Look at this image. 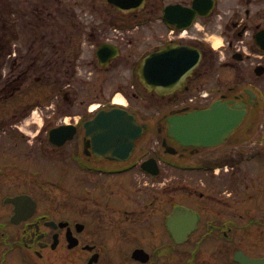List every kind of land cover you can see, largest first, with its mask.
Listing matches in <instances>:
<instances>
[{
    "label": "flooded vegetation",
    "instance_id": "flooded-vegetation-1",
    "mask_svg": "<svg viewBox=\"0 0 264 264\" xmlns=\"http://www.w3.org/2000/svg\"><path fill=\"white\" fill-rule=\"evenodd\" d=\"M4 3L0 264H264V0H147L129 12L106 0ZM84 3L108 11L87 18L76 11ZM155 14L156 28L146 27ZM108 43L115 50L97 56ZM163 49H173L159 63L168 82L126 83L124 106L147 126L129 156L92 141L89 102L66 121L80 66L135 70ZM143 101L155 104L152 125L134 105ZM216 103L233 115L212 111L220 141L184 144L170 133V118ZM34 107L39 125L27 124ZM62 124L75 126L62 134L72 138L56 145L49 134Z\"/></svg>",
    "mask_w": 264,
    "mask_h": 264
},
{
    "label": "water",
    "instance_id": "water-1",
    "mask_svg": "<svg viewBox=\"0 0 264 264\" xmlns=\"http://www.w3.org/2000/svg\"><path fill=\"white\" fill-rule=\"evenodd\" d=\"M124 1V0H123ZM132 3L133 6H139L144 0H127ZM128 2V3H129ZM115 5L118 8H124L126 5L121 2H116ZM161 52L153 53L149 55L143 62V67L139 68L138 75L141 73H147L151 81L157 79L156 74L159 71L158 67H154L153 64L160 60ZM199 60V55H196V63ZM165 78L161 81H164ZM214 109H222L226 117H232V112L226 105L214 104L210 110L198 111L187 114L182 117H175L169 120L170 131L175 135L178 140L184 144H198L209 145L216 142L218 138H212L211 135L214 131H210L208 120L214 118ZM229 124L223 131V136L229 133L232 128ZM88 134L91 135L93 141L102 143L103 150L106 152L119 150L123 148L129 154L134 146V140L139 137L143 131L144 126H139L135 123L134 117L126 110L121 108H113L109 111H100L95 118L86 123ZM63 127L55 129L54 132H58ZM115 141L113 145L111 142Z\"/></svg>",
    "mask_w": 264,
    "mask_h": 264
},
{
    "label": "rangeland",
    "instance_id": "rangeland-1",
    "mask_svg": "<svg viewBox=\"0 0 264 264\" xmlns=\"http://www.w3.org/2000/svg\"><path fill=\"white\" fill-rule=\"evenodd\" d=\"M12 0H0V9L7 8L8 5H6L4 2H11ZM166 2V0H165ZM3 5V7L1 6ZM93 7H96V9H93ZM76 11L79 13H85L84 16L87 18H90V15H94L93 13L99 14L103 13L106 15L108 8L103 3H98L97 6H93L92 4H81L78 5L76 8ZM157 15H153L152 22H150L146 27H149L151 29L156 28L157 22L155 21L157 18ZM89 52L84 53V57L81 59L83 61L87 60L89 57ZM77 72L79 73L76 75L75 79L71 80V84H77L79 87V95L77 100L74 102V106H68L67 107V120L70 121L69 118L74 112L79 110L81 106H79L80 101H84V103L89 102L90 106L96 105V104H107L111 102V100H115L117 97H119L122 101L124 99L121 98V94H124L126 89V83L128 82L131 84H136L137 80L134 76V70H129L128 68L124 69H110L107 72H101L94 70L93 68H86L85 66H80L79 69H77ZM94 73V75H92ZM94 76L92 80H90L88 77ZM97 79H96V78ZM94 85L92 87L91 84ZM83 87L81 90L80 87ZM132 90V89H131ZM137 104V107L143 108V120L150 118L151 122H148L149 125L154 124L155 117L149 116V114H153L151 110L155 108L154 102H144L143 101V107L141 102H136L134 105ZM33 110V117L27 121V124H32V121L37 122V124H41L43 122L42 118H44L42 108L34 107ZM145 118V119H144ZM36 126V124H34ZM28 129V127L26 126ZM145 138H143V143L146 141ZM152 141L149 142V147L152 146ZM143 233H148L146 229L143 230Z\"/></svg>",
    "mask_w": 264,
    "mask_h": 264
},
{
    "label": "bare ground",
    "instance_id": "bare-ground-1",
    "mask_svg": "<svg viewBox=\"0 0 264 264\" xmlns=\"http://www.w3.org/2000/svg\"><path fill=\"white\" fill-rule=\"evenodd\" d=\"M114 101L115 103L123 104V101L119 97H117ZM92 108L94 109L95 106H93Z\"/></svg>",
    "mask_w": 264,
    "mask_h": 264
}]
</instances>
